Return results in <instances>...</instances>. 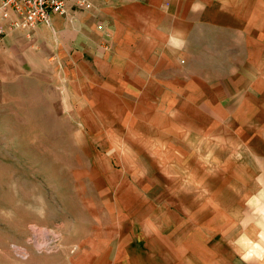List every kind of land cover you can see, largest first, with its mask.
Returning a JSON list of instances; mask_svg holds the SVG:
<instances>
[{
	"label": "crops",
	"instance_id": "obj_1",
	"mask_svg": "<svg viewBox=\"0 0 264 264\" xmlns=\"http://www.w3.org/2000/svg\"><path fill=\"white\" fill-rule=\"evenodd\" d=\"M90 3L0 41V101L84 122V228L9 264H264V0Z\"/></svg>",
	"mask_w": 264,
	"mask_h": 264
},
{
	"label": "rangeland",
	"instance_id": "obj_2",
	"mask_svg": "<svg viewBox=\"0 0 264 264\" xmlns=\"http://www.w3.org/2000/svg\"><path fill=\"white\" fill-rule=\"evenodd\" d=\"M46 93L22 86L0 101V264H9V254L25 260L26 250L39 246L53 251L60 238L85 226L79 205L85 180L75 173L76 134L84 122L64 115L55 121Z\"/></svg>",
	"mask_w": 264,
	"mask_h": 264
},
{
	"label": "built area",
	"instance_id": "obj_3",
	"mask_svg": "<svg viewBox=\"0 0 264 264\" xmlns=\"http://www.w3.org/2000/svg\"><path fill=\"white\" fill-rule=\"evenodd\" d=\"M73 2L78 10L91 9L90 0H1L0 41L9 30L22 29L33 33L41 25H51L52 16H67V6Z\"/></svg>",
	"mask_w": 264,
	"mask_h": 264
},
{
	"label": "bare ground",
	"instance_id": "obj_4",
	"mask_svg": "<svg viewBox=\"0 0 264 264\" xmlns=\"http://www.w3.org/2000/svg\"><path fill=\"white\" fill-rule=\"evenodd\" d=\"M38 246H39V245H38ZM40 248H41V246L38 247V250H40ZM21 252H22V250H21Z\"/></svg>",
	"mask_w": 264,
	"mask_h": 264
}]
</instances>
